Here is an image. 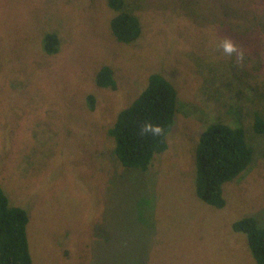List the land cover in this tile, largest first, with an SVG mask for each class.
Listing matches in <instances>:
<instances>
[{
    "label": "rangeland",
    "instance_id": "374dc122",
    "mask_svg": "<svg viewBox=\"0 0 264 264\" xmlns=\"http://www.w3.org/2000/svg\"><path fill=\"white\" fill-rule=\"evenodd\" d=\"M129 1L142 24L131 43L112 33L107 0H0V185L29 214L34 264H257L232 225L264 226V132L252 125L264 113V0ZM226 36L242 66L218 49ZM103 65L115 88L97 85ZM154 72L176 87L175 125L147 170L125 168L110 128ZM214 119L241 124L253 148L222 208L195 188Z\"/></svg>",
    "mask_w": 264,
    "mask_h": 264
},
{
    "label": "trees",
    "instance_id": "16d2710c",
    "mask_svg": "<svg viewBox=\"0 0 264 264\" xmlns=\"http://www.w3.org/2000/svg\"><path fill=\"white\" fill-rule=\"evenodd\" d=\"M114 11L110 28L123 43L137 40L142 33L139 16L129 0H107ZM59 36L47 32L42 47L48 54L60 50ZM96 83L102 87H116L114 71L103 65L96 74ZM90 107L94 96L89 95ZM176 87L159 72L149 75L148 82L136 98L122 108L110 128L115 154L125 168L147 170L156 153L168 147L167 136L175 125L179 110ZM151 122L164 128L162 136L141 135L140 127ZM253 129L264 132V113L255 112ZM253 160V148L241 124L214 119L202 131L196 151L195 188L201 200L222 208L226 205L224 185L244 172ZM29 214L14 205L0 185V264H34L28 235ZM233 230L246 236L248 248L257 264H264V226L254 216H244L233 222Z\"/></svg>",
    "mask_w": 264,
    "mask_h": 264
},
{
    "label": "clouds",
    "instance_id": "9594fccd",
    "mask_svg": "<svg viewBox=\"0 0 264 264\" xmlns=\"http://www.w3.org/2000/svg\"><path fill=\"white\" fill-rule=\"evenodd\" d=\"M217 47L226 57H234L237 66H242V62L245 59V52L233 39L227 36L223 37ZM140 134L162 136L164 134V128L151 122H145L140 127Z\"/></svg>",
    "mask_w": 264,
    "mask_h": 264
}]
</instances>
